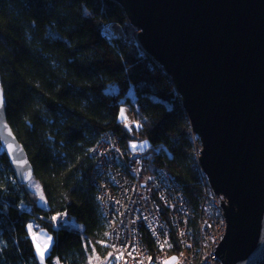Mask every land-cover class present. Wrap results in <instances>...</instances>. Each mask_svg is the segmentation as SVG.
Here are the masks:
<instances>
[{
    "label": "trees",
    "instance_id": "trees-1",
    "mask_svg": "<svg viewBox=\"0 0 264 264\" xmlns=\"http://www.w3.org/2000/svg\"><path fill=\"white\" fill-rule=\"evenodd\" d=\"M127 22L113 0H0L6 119L46 201L41 207L28 184H18L0 146V264H39L28 224L54 237L46 264L111 261L92 183V151L105 133L128 156L131 143L149 144L140 156L151 173L165 171L178 183L196 229L205 194L198 148L163 69L140 45L103 34ZM123 107L135 115L132 131L119 118ZM52 216L66 223L53 226Z\"/></svg>",
    "mask_w": 264,
    "mask_h": 264
},
{
    "label": "water",
    "instance_id": "water-1",
    "mask_svg": "<svg viewBox=\"0 0 264 264\" xmlns=\"http://www.w3.org/2000/svg\"><path fill=\"white\" fill-rule=\"evenodd\" d=\"M113 1L171 79L200 143L201 172L225 199L216 258L264 264V0ZM0 93V146L25 186L33 170L7 123L1 78Z\"/></svg>",
    "mask_w": 264,
    "mask_h": 264
},
{
    "label": "built area",
    "instance_id": "built-area-1",
    "mask_svg": "<svg viewBox=\"0 0 264 264\" xmlns=\"http://www.w3.org/2000/svg\"><path fill=\"white\" fill-rule=\"evenodd\" d=\"M127 40L139 45L132 37ZM188 138L199 148L195 134L190 131ZM92 157V183L113 255L108 264H163L173 257V264H222L214 253L226 232L220 207L225 199L214 194L205 177L194 230L180 186L165 171L151 173L148 157L128 156L112 133L102 136Z\"/></svg>",
    "mask_w": 264,
    "mask_h": 264
},
{
    "label": "rangeland",
    "instance_id": "rangeland-1",
    "mask_svg": "<svg viewBox=\"0 0 264 264\" xmlns=\"http://www.w3.org/2000/svg\"><path fill=\"white\" fill-rule=\"evenodd\" d=\"M109 26L110 25H107L103 29V32H105L107 36H109L111 38H118L119 37V38H122V39H125V40H127L128 38L132 37V38H134V40L136 42H138L137 36H138L139 32L131 25V23L129 21H128V26H126V24H124L123 27L117 26V25H113L114 28H116V30H118V31L109 29L108 28ZM108 92H116V88L114 86H110L108 88ZM128 95L132 96V90H130ZM122 109L125 110V116L127 117V123L131 124V125H133V124L135 125V123H137V122H136V119H134L135 116L133 117L134 114L131 115V113L125 107H123ZM135 144L138 145V147L136 148L135 151H133V149L129 145V149H130V151L132 153V156H138L139 153L144 152L145 149H147V147L149 146V144L147 142L135 143ZM198 149H201V147L199 146ZM198 157H199V153H198ZM36 185L39 186V191L36 190V188H35ZM28 186H29L30 190L37 196L38 204L41 207H46L45 199H44V201H40V199H39L40 195L41 194L43 195L42 188H41V185H40L39 181L36 178L32 177L29 180V182H28ZM58 218H59L58 222H63L64 224L66 223L64 218H61V217H58ZM68 224L71 225V226L76 225L75 222H73V221H70ZM33 231L36 233L38 238H43V236H49V234L47 232L38 231V230H36L35 227H34ZM91 261H92V264H106V261L98 260V258L95 257V256L91 259ZM56 264H58V263L56 262Z\"/></svg>",
    "mask_w": 264,
    "mask_h": 264
},
{
    "label": "snow or ice",
    "instance_id": "snow-or-ice-1",
    "mask_svg": "<svg viewBox=\"0 0 264 264\" xmlns=\"http://www.w3.org/2000/svg\"><path fill=\"white\" fill-rule=\"evenodd\" d=\"M85 14H87V12H85ZM3 105H4V100H3L2 93H0V108H2ZM119 118L125 121V128L128 131H132V127L127 123V117L125 116V110L124 109H121ZM136 127L139 128V127H141V125L136 124ZM130 147L133 149V151H135L136 148L138 147V145L135 143H131ZM13 151H14L13 147L10 144L9 145V152L11 153ZM16 155H17V159L19 160V158H20L19 153L17 152ZM19 166L21 168H23L25 165L23 163H20ZM35 188L37 191H39L38 185H36ZM39 199H40V201H44L45 198L41 194ZM51 219L53 222V226H55L57 224L59 218L57 216H52ZM33 229H34L33 224L27 225V231L31 235L33 245L35 248V256L38 259L39 264H46V260L48 259V254L52 250L53 246L55 245L54 237L49 235V236H43V238H38L36 233L33 231ZM122 256H123V253H121V256H118L117 259H120ZM174 261H175V258L173 257L171 261H165V262H163V264H173ZM88 264H92L91 259L89 260Z\"/></svg>",
    "mask_w": 264,
    "mask_h": 264
},
{
    "label": "bare ground",
    "instance_id": "bare-ground-1",
    "mask_svg": "<svg viewBox=\"0 0 264 264\" xmlns=\"http://www.w3.org/2000/svg\"><path fill=\"white\" fill-rule=\"evenodd\" d=\"M108 28H109V29H112V30H116V28H114L113 25H110ZM116 31H118V30H116Z\"/></svg>",
    "mask_w": 264,
    "mask_h": 264
},
{
    "label": "crops",
    "instance_id": "crops-1",
    "mask_svg": "<svg viewBox=\"0 0 264 264\" xmlns=\"http://www.w3.org/2000/svg\"><path fill=\"white\" fill-rule=\"evenodd\" d=\"M127 109V108H126ZM121 121H124V120H122V119H120ZM35 249V248H34ZM38 260V259H37ZM39 262V261H38Z\"/></svg>",
    "mask_w": 264,
    "mask_h": 264
}]
</instances>
